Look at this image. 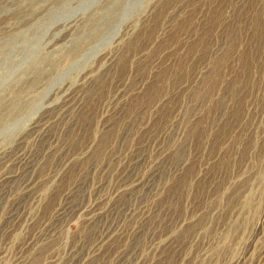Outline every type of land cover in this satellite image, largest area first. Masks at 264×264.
<instances>
[{"label": "rangeland", "instance_id": "rangeland-1", "mask_svg": "<svg viewBox=\"0 0 264 264\" xmlns=\"http://www.w3.org/2000/svg\"><path fill=\"white\" fill-rule=\"evenodd\" d=\"M0 264H264V0H0Z\"/></svg>", "mask_w": 264, "mask_h": 264}, {"label": "bare ground", "instance_id": "bare-ground-1", "mask_svg": "<svg viewBox=\"0 0 264 264\" xmlns=\"http://www.w3.org/2000/svg\"><path fill=\"white\" fill-rule=\"evenodd\" d=\"M39 106H40L39 108H42L43 107L41 105H39ZM49 107H51V105H47L46 104V107H43V109L44 110L46 108L49 109ZM191 145H192L191 142H189V144L187 145V147H185V145L182 142L179 143V145L177 147L178 150H177V167H176V170H182L183 167H184V165L186 163H188V162H191L192 163L193 162L191 158H195L196 157V153H195V156H194V154L193 155L191 154ZM179 176H181V175H179ZM194 179H196L195 176L191 179V183H192V181H194ZM181 184L182 183L180 181V186H181Z\"/></svg>", "mask_w": 264, "mask_h": 264}]
</instances>
